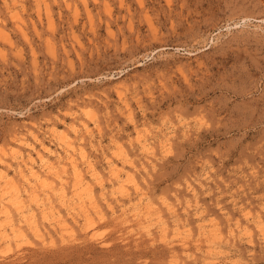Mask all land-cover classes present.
<instances>
[{"label":"rangeland","instance_id":"obj_1","mask_svg":"<svg viewBox=\"0 0 264 264\" xmlns=\"http://www.w3.org/2000/svg\"><path fill=\"white\" fill-rule=\"evenodd\" d=\"M0 264H264V0H0Z\"/></svg>","mask_w":264,"mask_h":264},{"label":"bare ground","instance_id":"obj_2","mask_svg":"<svg viewBox=\"0 0 264 264\" xmlns=\"http://www.w3.org/2000/svg\"><path fill=\"white\" fill-rule=\"evenodd\" d=\"M118 98H119V100L120 101H122L123 102V104L124 103H126L125 101H124V99H123V96H122V94H121V92H118ZM124 106H125V104H124ZM130 112V111H129ZM84 128H86V126L84 125ZM139 137V136H138ZM143 139V138H142ZM142 139H137L138 141H139V144H140V146L142 147L141 149H143L146 153H150V149H151V146L145 141V140H142ZM165 144V143H164ZM37 149H35L34 150V153H36L37 152V154H35V155H38V157L37 158H40L43 162H46V161H44V160H46V159H44V157H47L46 156V154H48L49 153V149L47 148V147H45V146H42V149H40V150H43V152L44 153H46L45 155H44V153L42 152V151H40V152H38V151H36ZM143 152V151H142ZM75 153V152H74ZM79 153H80V157L83 159V161L84 162H86V164H87V166L89 167V168H91V164H90V161L88 160V156L85 154V152H84V150H79ZM145 153V154H146ZM151 154V153H150ZM79 155V154H78ZM147 156V155H146ZM28 157V156H27ZM74 157H76L75 155H74ZM73 157V155H72V153L70 154H68L67 155V163L69 164H71V166H72V168L71 169H73V171H74V174H75V178H76V180H77V182L78 183H80V182H83V174L79 171V169H78V163L76 164V159H77V157H76V159ZM39 160V159H38ZM64 160V159H63ZM61 158H60V156L58 155V156H56V161L58 162V164H59V166L60 165H62V168H65V167H63V161ZM50 163V162H49ZM25 164H27V163H25ZM29 164V163H28ZM27 164V165H28ZM43 164V163H42ZM57 164V165H58ZM45 165V164H44ZM52 165V164H51ZM51 165H48V162H47V164H46V167L48 166V168H49V166H51ZM67 165V164H66ZM29 166V165H28ZM112 167H115L114 165H111ZM110 166V167H111ZM70 167V166H69ZM60 168V167H59ZM58 168V169H59ZM61 168V169H62ZM18 169H20V168H18ZM50 169V168H49ZM60 169V170H61ZM92 169V168H91ZM111 169V168H110ZM60 170H57V171H60ZM81 170V169H80ZM116 170H117V168H115V171L114 172H116ZM120 170V169H119ZM18 171V170H17ZM25 171V170H24ZM56 171V170H55ZM118 171V170H117ZM27 172V171H26ZM113 173V172H112ZM20 174V177H23V180L26 182V187L24 188V191L23 192H25L26 193V195L28 196V197H30V199H32V200H34V201H38L39 199H38V195H37V191H36V188H35V186L32 184V181L34 180V181H37V180H39L40 179V177L42 176V174L40 173V172H38L36 169H35V167L33 168L32 166L28 169V172L27 173H25L27 176H25V174L23 173V171H22V169L21 170H19V173H18V175ZM115 175L117 174V173H114ZM118 175V174H117ZM96 178V177H95ZM118 178V177H117ZM97 180H99V181H97V182H100V184H101V188H103V186H102V182L100 181V179H97ZM60 183H61V185H63V181H60ZM87 183V182H86ZM24 184V183H23ZM75 185V184H74ZM81 186H83V185H81ZM15 187H17V186H15ZM24 187V186H23ZM22 187V188H23ZM21 188V187H20ZM20 188H18V189H20ZM134 190L137 192V194H138V199L140 198V195L142 194V192L140 191V189H139V187H138V184L137 183H134ZM18 189L17 190H15V192H14V194L16 195V198L17 197H19V200L21 199V197H22V199H23V196H21V193H19V191H18ZM76 189V188H75ZM59 190V189H58ZM61 190H63V187H61ZM77 190V189H76ZM74 191V190H73ZM22 192V191H21ZM57 192V191H56ZM125 192H127V191H125ZM51 193H53V192H51ZM71 193H72V191H71ZM50 194V191H49V193H48V195ZM74 194L75 195H77V199L74 201L73 199H70V198H67L66 197V194L63 192V191H60V194H59V198H60V201H61V204H63L64 206H65V209H66V214H68L70 217H71V220L73 219V220H75V215L76 214H83V224H82V230H83V233H84V235L85 236H88L87 238H94V234H95V232H94V224H95V222L97 221H95L94 222V218H93V214L92 213H95V214H99V211L100 210H98V208H97V204H96V202H95V200H94V197L95 196H92L91 195V192H88V194H87V198H88V200H87V202L85 201V198H84V200H82L83 198L81 197V194H80V191L78 192H75L74 191ZM13 195V194H12ZM24 195V194H23ZM56 195V194H55ZM21 196V197H20ZM58 196V195H57ZM56 196V197H57ZM71 196V195H70ZM16 198H15V200H16ZM47 198H48V196H47ZM76 198V197H75ZM24 201V200H23ZM30 202V201H29ZM38 204V203H37ZM110 202H107V205L108 206H110ZM47 207V206H46ZM46 207H43V208H41L42 209V213L43 214H47V213H50V215H52V218H53V221H51L50 222V225H52L53 227H55V229H56V231L59 233L58 235H59V237H61V240L62 239H65V237H66V235L68 234L69 236L71 235V233H73V231H72V226H70L69 225V223H68V219H66L65 217H63L64 215H63V213H62V215H61V212H60V210L58 211V210H56L55 211V206L53 205V206H48V208L50 209V210H47L46 211ZM21 209V208H20ZM33 209V208H32ZM36 209V208H35ZM64 209V208H63ZM92 212V213H91ZM30 213V212H29ZM32 216L33 215H31V218H30V220H29V222H28V228L31 230L30 232L34 235V236H36V237H38L39 239H41L42 241H45L47 238L45 237L46 235H45V233L43 232V231H41V227H39V225L40 224H38L37 223V219L36 220H34V218L32 219ZM101 216V215H100ZM69 217V218H70ZM27 218V217H26ZM51 218V219H52ZM96 218V217H95ZM126 218V217H125ZM123 219V218H122ZM142 219V218H141ZM27 220H28V218H27ZM142 222H143V220H142ZM140 223V222H139ZM143 224H144V222H143ZM147 224V223H146ZM19 225V224H18ZM45 225V224H44ZM79 225V224H78ZM133 225H135V224H133ZM258 225H259V228H260V230L261 231H263V227L261 226V223H259V221H258ZM12 227V226H11ZM246 227H247V225H245L242 229H244V230H246ZM14 228V227H13ZM20 228V227H19ZM21 228H22V226H21ZM23 229V228H22ZM21 231V230H20ZM19 232V231H18ZM18 232H16V233H18ZM50 232V231H49ZM244 232H246V231H244ZM16 233H14V234H16ZM21 234H22V232H20ZM19 235V234H18ZM17 235V236H18ZM14 237V236H13ZM49 239H50V241L52 240V236L51 235H48L47 236ZM76 237V236H75ZM84 238V237H83ZM66 239H67V237H66ZM7 241V240H6ZM13 241V240H12ZM15 241V240H14ZM10 242V241H9ZM54 243V242H53ZM4 257V256H3Z\"/></svg>","mask_w":264,"mask_h":264}]
</instances>
